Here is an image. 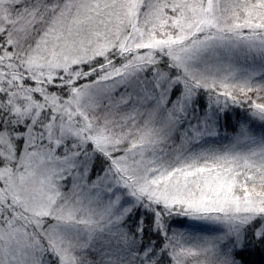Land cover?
Instances as JSON below:
<instances>
[{"label":"snow or ice","instance_id":"snow-or-ice-1","mask_svg":"<svg viewBox=\"0 0 264 264\" xmlns=\"http://www.w3.org/2000/svg\"><path fill=\"white\" fill-rule=\"evenodd\" d=\"M0 264H264V0H0Z\"/></svg>","mask_w":264,"mask_h":264}]
</instances>
